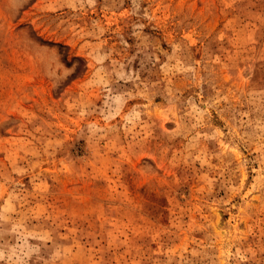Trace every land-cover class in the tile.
I'll return each mask as SVG.
<instances>
[{
	"label": "rangeland",
	"instance_id": "1",
	"mask_svg": "<svg viewBox=\"0 0 264 264\" xmlns=\"http://www.w3.org/2000/svg\"><path fill=\"white\" fill-rule=\"evenodd\" d=\"M0 264H264V0H0Z\"/></svg>",
	"mask_w": 264,
	"mask_h": 264
}]
</instances>
